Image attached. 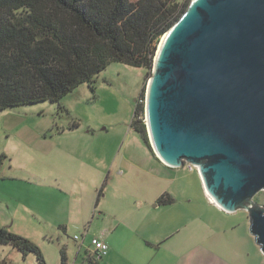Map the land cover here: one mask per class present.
Masks as SVG:
<instances>
[{"label":"rangeland","instance_id":"rangeland-1","mask_svg":"<svg viewBox=\"0 0 264 264\" xmlns=\"http://www.w3.org/2000/svg\"><path fill=\"white\" fill-rule=\"evenodd\" d=\"M190 1L177 3L183 7ZM151 75L152 70L112 63L94 84L80 85L59 104L39 103L0 112V156L7 158L0 170V228L34 243L45 264H60L63 251L69 264H90L91 239L100 237L115 217H121L122 209L152 196L151 190L136 195L126 188L138 184L141 177L146 184L148 177H131L126 162L117 158L128 154L121 150L127 142L145 166L153 163L141 136L131 127L135 104L140 103L142 93L145 99ZM143 119L142 111L137 121ZM74 122L78 128L71 130ZM57 142L63 148L78 142L94 159V169L70 172L62 162L64 152L56 150ZM99 160H105L106 173L99 174ZM45 164L57 169L51 174ZM169 169L162 173L161 186L178 189L187 203L180 202L169 215L170 229H165L180 228V233L175 231L169 245L159 248L145 242L147 235H156L161 228L152 226L141 232L136 243L134 231L120 227L98 264H264V255L249 233L247 212L226 213L209 203L196 170L189 171L185 165ZM108 173L110 178L99 195ZM254 200L264 205V193ZM165 217L157 222L161 225ZM178 242L183 244L182 251H173ZM0 258L8 264H39L35 255L24 257L10 246H0Z\"/></svg>","mask_w":264,"mask_h":264},{"label":"water","instance_id":"water-1","mask_svg":"<svg viewBox=\"0 0 264 264\" xmlns=\"http://www.w3.org/2000/svg\"><path fill=\"white\" fill-rule=\"evenodd\" d=\"M145 118L155 157L197 167L264 255V0H191L158 44Z\"/></svg>","mask_w":264,"mask_h":264},{"label":"trees","instance_id":"trees-1","mask_svg":"<svg viewBox=\"0 0 264 264\" xmlns=\"http://www.w3.org/2000/svg\"><path fill=\"white\" fill-rule=\"evenodd\" d=\"M188 5L177 0H0V112L59 104L80 85L94 84L112 63L151 71L161 38ZM142 111L136 103L131 127L155 156L145 125L137 121ZM77 128L74 122L71 130ZM6 159L0 156V170ZM105 184L106 179L99 195ZM172 202L164 196L157 200L163 206ZM0 246L24 257L33 254L45 264L34 243L4 228ZM0 264L8 263L0 258ZM60 264H67L64 251Z\"/></svg>","mask_w":264,"mask_h":264},{"label":"crops","instance_id":"crops-1","mask_svg":"<svg viewBox=\"0 0 264 264\" xmlns=\"http://www.w3.org/2000/svg\"><path fill=\"white\" fill-rule=\"evenodd\" d=\"M78 144H79L78 142L68 143L66 145L67 147L63 148V143L57 142L55 146L57 152L58 151L64 152L61 154V156H63L65 159L62 162L63 164H65V166L71 169L69 170L70 172L73 173V171L75 170L78 173L79 172L85 173L88 171H92L95 167L94 159L90 157L85 150L80 149V146ZM123 146L121 147V150L128 151V154L126 152V154H121L120 156H117V158L120 159L121 163L126 162L127 170L128 173H130L131 177H135L137 176V174H139L138 177L143 175L148 177V179L146 180V184L143 183L142 180L143 177H141V180L138 184L130 185L127 186L126 188L129 187V190L135 192L136 195L139 194L141 191H148V190H151L149 191V195L151 194V192H153V194L151 197H148L146 201H137L132 206H129V209H122L121 217H115L107 226V228L104 230V233L100 235L99 238L103 239V241L107 245L108 240L114 235V233L120 227H123L124 229H129L134 231L135 235L134 237H132V239L133 241H136V243H138L140 242L141 239V232H144L147 229L150 230L152 229V226L154 227L156 226L161 228V232L158 231L156 235H152V234L147 235L149 238L145 243L149 246L152 247L157 246L159 248L169 245L168 241L175 236V233H177L175 231H178V234L180 233L179 232L180 228H178V230H175L174 232H169L170 230L165 229V228L170 229V227L167 226V224H169V221L171 220V218H169V215L172 212H174L177 206H180V202L187 203L185 200L186 196L180 198L178 189L177 190L174 188L169 189L165 186L164 187L161 186V184H164L163 182L165 181L164 180L165 177L162 176L163 175L162 173L164 172V170L171 171V169L165 166L155 156L151 154L153 163H150V166L149 165L145 166V164L142 161V157L138 156L135 151H132V149L130 148L127 142L123 143ZM98 163H99V168H101L99 174L106 173L107 169L109 168L106 167L107 164L105 160H99ZM45 166L50 170L49 173L51 174H52V169H57L53 166L51 167L48 164H45ZM119 175L124 177L125 172L119 171ZM109 178H110V174L108 173L107 177L104 178V181L105 179L108 181ZM73 192H74V188H71V193ZM127 192L129 194H132L128 190ZM163 196L167 197L169 201L170 199H173V202L171 204H167L164 206L157 204V200ZM160 216L163 217L166 216L165 220L162 222L161 225L159 224V222H157ZM83 240L84 239H82V241ZM178 243H179L178 247L175 246L173 248V251H177L178 249L182 251L183 244H181V242ZM79 248H81V245ZM67 264H69L68 260H67ZM73 264L76 263L74 262Z\"/></svg>","mask_w":264,"mask_h":264},{"label":"built area","instance_id":"built-area-1","mask_svg":"<svg viewBox=\"0 0 264 264\" xmlns=\"http://www.w3.org/2000/svg\"><path fill=\"white\" fill-rule=\"evenodd\" d=\"M139 102H140L139 104L144 106V111H143L144 112V119L142 120V123H144L145 127L147 128L146 118H145V99L140 100ZM185 166L187 167V169L189 171L196 170L198 173L197 167L190 165V164H185ZM207 199H208L209 203H211V200L209 199L208 196H207ZM85 234H86V232H85ZM82 239H81V241H82ZM74 240L78 241L79 238L77 236H75ZM107 253H108V246L103 241V239H101L99 237H94L91 239L90 246L87 249V257H88L89 261H91L92 263H98L107 255Z\"/></svg>","mask_w":264,"mask_h":264},{"label":"bare ground","instance_id":"bare-ground-1","mask_svg":"<svg viewBox=\"0 0 264 264\" xmlns=\"http://www.w3.org/2000/svg\"><path fill=\"white\" fill-rule=\"evenodd\" d=\"M208 196V195H207ZM209 197V196H208ZM209 199L211 200V203L214 204V201L211 197H209ZM216 206V205H215Z\"/></svg>","mask_w":264,"mask_h":264}]
</instances>
